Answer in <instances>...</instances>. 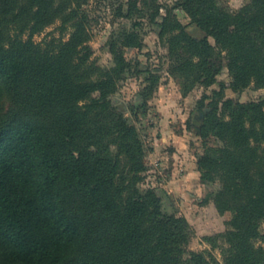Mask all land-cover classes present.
I'll list each match as a JSON object with an SVG mask.
<instances>
[{"label": "trees", "instance_id": "trees-1", "mask_svg": "<svg viewBox=\"0 0 264 264\" xmlns=\"http://www.w3.org/2000/svg\"><path fill=\"white\" fill-rule=\"evenodd\" d=\"M252 2L254 15L181 0L202 38L167 9L159 25L173 71L210 86L227 67L234 89L264 87V0ZM159 13L156 6L153 20ZM56 21L60 37L37 42ZM89 25L82 0H0V264H264V247L255 246L264 239V171H254L251 146L264 135V101L227 99L230 121L218 105L205 116L202 136L213 131L228 143L207 149L199 169L204 181L223 182L215 197L232 213L229 248L223 262L189 250L186 218L139 187L147 149L111 100L130 66L125 48L142 41L134 32L111 40L114 64L104 68L92 58Z\"/></svg>", "mask_w": 264, "mask_h": 264}, {"label": "rangeland", "instance_id": "rangeland-1", "mask_svg": "<svg viewBox=\"0 0 264 264\" xmlns=\"http://www.w3.org/2000/svg\"><path fill=\"white\" fill-rule=\"evenodd\" d=\"M82 1L92 35V58L102 67L114 64L111 40L121 37L122 41V33L134 32L142 41L141 46L125 48L130 66L118 91L111 96L113 104L136 126L147 149L148 169L143 173L139 187L154 189L167 214L186 218L190 231L189 250L212 253L223 262L225 250L229 248L225 233L230 229L227 222L232 213L222 212L216 202L215 195L223 185L221 177L204 181L199 159L207 149L224 148L228 143L213 131L205 139L201 127L205 116L216 105L220 107L218 116L226 114L225 120H231L224 108L227 99H233L235 104L264 101V87L253 81L247 87L234 89L227 67L210 86H192L184 76L173 71L169 38L160 34L159 24L167 14L166 10L173 9L191 36L202 38L207 35L180 7L181 0ZM218 1L233 12L258 13L252 0ZM156 6L160 7V13L154 21ZM131 7L132 16L128 18ZM59 28L60 21H56L37 34L36 41L43 43L52 37H60L62 31ZM69 32L71 29L65 33V38ZM209 39L215 44L212 37ZM257 47L262 51V40ZM261 51L252 54L259 56ZM156 79L153 92L148 93L151 82ZM223 86L226 88L222 89ZM260 132L261 141L258 144L251 141L257 151L254 171L258 172L264 171V135ZM255 133L250 132L251 135ZM263 240L258 239L255 246L264 247Z\"/></svg>", "mask_w": 264, "mask_h": 264}]
</instances>
